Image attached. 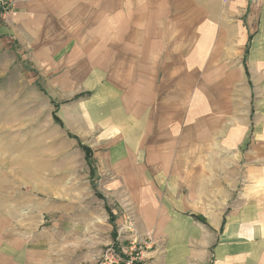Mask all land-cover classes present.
<instances>
[{
    "label": "crops",
    "instance_id": "obj_1",
    "mask_svg": "<svg viewBox=\"0 0 264 264\" xmlns=\"http://www.w3.org/2000/svg\"><path fill=\"white\" fill-rule=\"evenodd\" d=\"M13 1L17 15L32 7L30 0ZM60 1L66 9L69 0ZM205 1L198 3V0H189L188 7H180L174 5L173 0L168 3L165 0L163 4L161 0H142L141 38L135 44L129 32L124 31L127 30L124 26L130 27L125 22L132 19L130 7L124 2L115 1L109 7V31H115L118 24L123 26L122 40H107L104 44L100 43L98 47L101 48L96 51L99 54L108 52L109 60H102L100 56L98 62L108 61L109 66L106 69L99 64L89 73L76 72L78 78H100L99 82L95 81L94 88L100 85L99 91L108 96L107 102L94 104L92 118H86L85 125H80L81 130L78 131L82 133L78 137L84 136L86 142L91 143L99 180L96 181V188L124 193L126 199L140 192L138 205L143 211L142 215H138V233L147 231L153 233L155 239L168 240L170 256L148 250L137 264H179L182 261H185L184 264H207L212 253L213 248L205 246L199 249L198 262H188L192 252L188 248L190 239H201L205 234L199 232L202 228L189 224L181 216H174L170 209L165 208H169L168 204L172 207L170 201L166 204L161 198L163 192L180 195L183 189L181 176L190 174L186 168L182 169L185 160L206 157L205 146L210 143L204 135L207 130L211 132V127L205 122L198 131L196 119L191 117V112L196 113L199 108L197 102L200 96L206 97L205 103H211V111L219 112L216 116L219 117L221 135L225 136L224 143L228 147L230 128L227 121L229 107L234 105H230L229 95L237 96V107L244 105L245 96L250 95L255 111L253 122H249L247 132L239 129L244 127L243 122L235 126L237 143L242 148L237 151V158L244 157L246 143L253 138V143L257 141V144L253 145L247 157L264 160V0H235L230 6L222 4L224 9L231 8L233 15H240L238 24H231L233 20H229L228 13L221 16L220 21L213 19L210 14L214 10H209V1ZM203 2L204 6H201ZM210 3L220 6L219 0H211ZM76 4L83 5V2L80 0ZM183 13L188 14V19L182 28L176 22L182 19L176 17ZM197 14L203 15L200 21L196 19ZM230 24L234 27L232 30L241 32L239 38L230 34ZM22 30L32 35L31 23H27ZM183 31L187 33V39H182ZM38 32L39 36L33 33L31 40L39 41L33 43L37 45L46 41H42V31ZM22 33L21 27H18V35ZM126 45L128 47H124ZM232 47L236 48L235 52L230 49ZM229 59L240 65L229 70L228 64L232 62ZM130 62H137V65ZM246 66L252 85L249 80L247 85L245 83V79H248ZM207 79L211 80L208 86L205 83ZM185 80H188V85L191 80L197 81L191 89H182ZM182 105H188V117H179ZM189 130L193 136H190ZM259 163L249 168L253 177L241 192L240 197L245 202L234 215L236 246L220 248V264H264V200H261L264 166H259ZM174 201L179 203L180 199ZM4 207L2 201L0 264H97L101 259L102 250L93 254L86 252L83 238L78 232L29 233L27 241L19 233L9 230ZM229 220V217L221 219L222 230L229 227ZM104 221L95 223L98 228L103 225V233L109 236L108 245L118 240L117 244H113L118 246L122 237L112 226L114 224L108 215ZM228 233H222V239L229 238ZM148 245L149 249L151 246ZM178 247L181 248L180 252ZM117 251L122 252L118 248Z\"/></svg>",
    "mask_w": 264,
    "mask_h": 264
},
{
    "label": "rangeland",
    "instance_id": "obj_2",
    "mask_svg": "<svg viewBox=\"0 0 264 264\" xmlns=\"http://www.w3.org/2000/svg\"><path fill=\"white\" fill-rule=\"evenodd\" d=\"M77 1L80 0H69L65 9L60 0H30V10L19 15L15 13L6 19L0 18V204L4 201L9 230L19 233L27 241L29 233L78 232L81 233L86 252L93 254L102 250L104 254L114 247L122 252H133L138 256V262L148 250L169 255L168 240L155 239L151 232L139 234L137 231L138 215H142L143 211L138 205L140 192L126 199L124 193L105 192L98 185V188L94 187L99 181L98 175L91 176V167L95 164L94 161L92 165L88 163L86 157L90 154L82 146L90 148L91 143L86 142L84 136L78 137L82 135L78 132L80 125H85L86 118H92L94 104L107 102L108 96L99 91L100 85L94 88L95 81L99 82L100 78H78L76 72L89 73L99 64L106 69L109 66L108 61L98 62L100 56L102 60H109L108 52L99 54L96 51L101 48L98 45L107 40H122L123 26L118 24L115 31H109V7L115 1L124 2L130 7L132 19L125 22L130 27L124 26L127 29L124 31L134 39L133 44L140 41L142 0H87V3L81 0L83 5L78 6ZM173 1L176 6H189V0ZM208 1V6H205L214 10L210 14L213 19L220 21V17L228 13L229 20H233L231 24L240 22V15H233L231 8L224 9L220 0V6ZM197 5L204 6V2ZM198 14L196 19L200 21L203 15ZM176 18L182 19L176 22L183 28L188 14L183 13ZM27 23H31L32 35L35 33L38 37V31H42V41H46L33 44L39 41H31L32 35L22 30ZM18 27H21L22 34L18 35ZM233 28L229 29L230 34L239 38L241 32ZM181 33L182 39H187V33ZM230 49L236 50L235 47ZM247 52L245 48V56ZM229 60H232L228 64L229 70L240 65L234 63L233 59ZM130 63L137 65V62ZM245 70L248 76L245 83L247 85L249 80L252 85L249 68L246 66ZM196 81L191 80L188 85V80H185L182 89H191ZM210 82L207 79L205 83L208 86ZM218 86L221 84L218 83ZM182 97L185 96L182 94ZM205 98L200 96L197 102L199 108L196 113L191 112V117L196 119L198 131L205 122L211 127V132L207 130L204 135L210 143L205 146L206 157L185 160L182 169L186 168L190 174L181 176L183 189L180 195L163 192L161 198L166 204L170 201L172 207L168 204L169 208H165L170 209L174 216H181L189 224L202 228L203 231L199 232L205 234L201 239H190L188 248L192 252L188 262H198L199 249L211 246L213 249L207 264H220V248L236 246L234 215L242 208L245 200L241 199L240 194L253 177L249 168L256 162L264 166V160L247 157L253 145L257 144V141L253 143V138L246 143L244 157L237 158V151L242 148L237 143L235 126L243 122L244 127L239 129L247 132L249 122H253L255 111L251 96L246 95V103L237 107V96L229 95L230 105H234L229 107L228 147L224 143L225 136L221 135L219 117L216 116L219 112L211 111V103H205ZM179 111L180 118L188 117V105H182ZM189 134L194 135L191 130ZM263 194L262 189L261 200H264ZM177 198L180 199L179 203L174 201ZM107 215L118 218L115 226L112 225L122 237L118 246L113 245L118 240L108 245L109 236L103 233V225L98 228L95 223H105ZM226 217L230 219L229 227L222 230L221 219ZM222 233H228L229 238L222 239ZM210 241L212 245H209ZM147 245L151 247L148 249ZM180 249L178 247V252Z\"/></svg>",
    "mask_w": 264,
    "mask_h": 264
},
{
    "label": "built area",
    "instance_id": "obj_3",
    "mask_svg": "<svg viewBox=\"0 0 264 264\" xmlns=\"http://www.w3.org/2000/svg\"><path fill=\"white\" fill-rule=\"evenodd\" d=\"M223 5H229L235 0H220ZM15 4L13 0H0V18L6 19L9 16H14ZM138 256L133 252H119L115 248H109L97 262V264H137Z\"/></svg>",
    "mask_w": 264,
    "mask_h": 264
},
{
    "label": "trees",
    "instance_id": "obj_4",
    "mask_svg": "<svg viewBox=\"0 0 264 264\" xmlns=\"http://www.w3.org/2000/svg\"><path fill=\"white\" fill-rule=\"evenodd\" d=\"M247 49H248V46H247ZM73 138H76L75 136H73ZM81 144V143H80ZM82 146L84 147V149H86V152L88 154H90V156L87 155L86 159H88V163L90 165H92L94 159H93V151L91 150V148H89L88 146H85L82 144ZM92 159V160H91ZM95 164V163H94ZM96 175V168L95 166H92L91 167V176L94 177ZM94 187H95V184H94ZM110 220H111V223H113L115 225V216L114 215H110Z\"/></svg>",
    "mask_w": 264,
    "mask_h": 264
}]
</instances>
